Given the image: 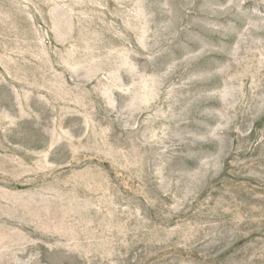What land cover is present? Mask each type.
<instances>
[{
    "label": "rangeland",
    "instance_id": "374dc122",
    "mask_svg": "<svg viewBox=\"0 0 264 264\" xmlns=\"http://www.w3.org/2000/svg\"><path fill=\"white\" fill-rule=\"evenodd\" d=\"M0 264H264V0H0Z\"/></svg>",
    "mask_w": 264,
    "mask_h": 264
}]
</instances>
